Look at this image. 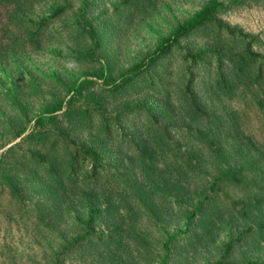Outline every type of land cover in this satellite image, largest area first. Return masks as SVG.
<instances>
[{"label": "trees", "instance_id": "obj_1", "mask_svg": "<svg viewBox=\"0 0 264 264\" xmlns=\"http://www.w3.org/2000/svg\"><path fill=\"white\" fill-rule=\"evenodd\" d=\"M140 1L122 0L124 7L115 4L114 15L132 21ZM249 1L204 0L158 35L152 50L116 69L111 60L102 62L94 54L102 51L109 58L108 43L118 30L116 18L106 17L105 10L96 13L88 5L76 14L75 26L66 22L53 31L49 26L69 3L52 4L38 22L29 19L24 25L18 16L31 0H0L1 72L7 73L2 61L18 54L14 49L24 50L26 43L39 49L64 30L67 55L62 48L52 51L91 69L81 76L64 70L63 81L54 72L53 89L63 87L66 96L52 94L34 113L18 98L41 93L33 81L24 83V90L15 83L0 93V199L3 192L10 194L0 209L8 220L41 235L35 243L46 252L45 264H65L68 258L83 264H193L197 255L202 264H264L248 251L264 248V236L244 237L252 229L246 224L248 213L235 216L227 193L218 196L223 188L248 186L243 183L246 168H255L258 179L259 169L264 172V162L235 155L246 142L264 147V135L256 137V130L245 135L243 117L231 107L235 99L254 100L264 109L258 95L264 88H252L263 82L264 54L255 50L254 36L217 17ZM85 12H92L97 24L84 18ZM197 33H209L211 44L188 47L182 54L181 41ZM71 37L78 44L74 48ZM87 39L90 46L78 42ZM171 57L190 61V68L208 67L202 93L195 91V74L186 81L185 72L169 68L165 60ZM143 89L148 93L134 100ZM254 185L264 187L263 182ZM257 226L264 228L261 220ZM221 232L228 238L219 239ZM170 246L175 250L171 256Z\"/></svg>", "mask_w": 264, "mask_h": 264}, {"label": "rangeland", "instance_id": "obj_2", "mask_svg": "<svg viewBox=\"0 0 264 264\" xmlns=\"http://www.w3.org/2000/svg\"><path fill=\"white\" fill-rule=\"evenodd\" d=\"M203 1L204 0H142L138 4V7L134 9V17L131 21L129 18H116L114 15L115 4H119V8L124 7L121 3L122 0H31V2H28V7L24 4V11L21 12L18 18L23 21L24 25L29 19L38 22V19L42 15L49 13L50 5L56 3H69L70 7L67 12L49 26V29L54 27L53 31L55 29L60 31L63 23L71 22V26H75L76 14L85 11L88 5L91 6L89 9H95L96 13L105 10L104 15H106V17L116 18L115 23L118 30L115 31L114 37L108 43L107 48L110 52L109 58L106 57L102 51H96L94 54L96 58L101 59L102 62H105L107 59L111 60L115 68L118 69L119 66H126L134 59L140 58L146 52L152 50L158 35H165L176 23L189 17L194 11L200 8ZM143 6H146V11H142ZM124 13H126V10ZM91 14L92 12H85L84 18L93 20V24L95 25L97 22L93 19L94 17L91 16ZM217 17L218 21L223 25L231 29L239 28L245 33L254 36L253 45L255 50L264 54V0H250L248 4L222 12ZM15 28L14 25H10V30L13 33L15 32ZM63 32V35L55 32V36H50L48 38L49 41L44 43L39 49L32 47L33 45L29 43H26L28 47L24 50H22V48L14 49L13 51L18 53L16 57H11V55H9V57L5 58L4 62L2 61V65L7 68V73H5L8 76L0 71V93H3L8 86L13 87L15 83L20 84L24 90V88H26L24 83L27 84L29 81H33L40 87L41 93L38 95L19 94L18 98H20L23 103L29 104L31 112L34 113L37 106H39L42 101L50 99L52 94H55V96L60 99L66 96L63 87L59 86L57 89H53L54 87L52 85H55V80L52 79L55 75L54 72L59 74V76L55 75V79H62L61 76H63L64 70L71 71V76H81V72L84 71L89 74L88 71L90 72L91 69H89L88 66L75 62L73 58L64 60V58L57 57V51H55L57 49L52 51V49L56 47L62 48L64 50L63 54L67 55L66 53L68 50L64 42L68 41V39H65V34L68 35V33L66 30ZM60 34L62 38L58 40L57 36ZM7 35L9 36L8 32L6 36ZM48 36L49 34L46 35V37ZM207 37H211L209 33L207 35L197 33L181 41V45L184 48L182 54L186 52L188 47H192L193 50H199L210 45V39ZM78 42L83 46L91 45L88 39ZM76 43L77 41L71 37V48L76 47V45H78ZM48 45L50 48L47 47ZM165 62H167L169 68L175 70L176 73H180L181 71L182 73L185 72L186 81L191 73L195 74L196 82L199 84V89L195 91L198 90L199 93H202L201 88L204 89V87H202L201 84L204 83V86H207L205 82V79L208 77L207 66L196 69L197 66L191 64L193 68H190L191 62H183L182 58L179 57L168 58ZM17 66L21 67V71L12 70V68ZM175 76L176 75H173L170 78L173 82L175 81ZM209 76H212L211 73ZM175 83L168 89L174 90ZM256 87L260 90L264 88V76L262 83L252 84L253 89ZM146 93H148V91L143 89L139 95L134 97V100H137L141 94L145 95ZM258 95L263 97L264 103V94L258 93ZM173 101H175L174 98ZM212 103L216 104L213 99ZM231 105V107H235V110H238L239 114L243 117L242 128L245 131V135L252 133L251 130H256L255 134H252L259 138L263 137L264 109L260 108L254 100L245 101L235 99ZM158 119L161 122L159 117ZM128 120L130 119H126L125 122L128 123ZM30 128L31 127L28 126L29 130ZM127 130H129V128H127ZM20 138L21 137L10 140L4 148L19 141ZM81 140L83 139L81 138ZM243 140L246 141L247 139L243 137ZM245 145V149L243 151L236 150L235 155L239 157L243 156L248 159V161H255L256 164L261 165V163L264 162L262 154L264 153V147L252 146L249 145L248 142H246ZM126 146L130 147L129 144ZM259 171L261 179L257 178V170L255 168L253 170H247L246 168L243 173V183L247 184L249 187L239 186L228 189L223 188L218 193L220 199H223V196L227 193L228 201H233L231 209L235 216L243 211L248 213L246 224L248 226L252 225V229H249L248 232L244 234V237L247 236L248 239H253L254 237L261 238L264 236V228L261 231L257 229V222H259V220L264 224V187L262 190L254 187L256 182L257 184L259 182L264 183V172L261 169H259ZM9 199L10 194L7 191L1 194L0 201L4 206ZM225 216H227V214L224 215V217ZM13 221V219L8 220L4 216L3 210L0 209V264H45L46 258L44 257V253L46 252L41 245L35 243V238L41 241V235L32 228L22 224L23 222L16 221L15 223ZM173 227L174 226L171 228L172 230ZM100 228L103 229L104 227L100 225ZM231 235L234 240L238 239L236 238V232L232 231ZM227 238L225 232L220 233L219 239L222 240ZM243 249L246 250L245 247ZM167 251L170 256L175 252L171 246L167 248ZM167 251H163L162 256L165 255ZM248 251L249 255L254 260L258 262L264 260V248H262V246L258 250L253 248ZM202 263V257L197 255L196 261L193 264ZM65 264H83V262L80 258L73 260L68 258L65 260ZM168 264H171V261H169Z\"/></svg>", "mask_w": 264, "mask_h": 264}]
</instances>
